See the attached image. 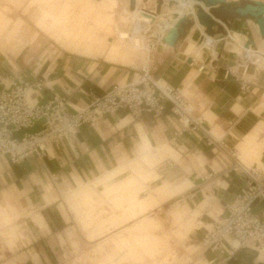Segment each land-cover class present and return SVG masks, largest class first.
<instances>
[{
  "label": "clouds",
  "instance_id": "obj_1",
  "mask_svg": "<svg viewBox=\"0 0 264 264\" xmlns=\"http://www.w3.org/2000/svg\"><path fill=\"white\" fill-rule=\"evenodd\" d=\"M117 7L0 0V264H228L244 248L264 253V212L253 207L264 199V97L227 106L198 76L155 79L159 40L122 39ZM61 67L75 74L53 81ZM85 82L105 89L103 102L79 96ZM38 123L43 132L27 131Z\"/></svg>",
  "mask_w": 264,
  "mask_h": 264
},
{
  "label": "crops",
  "instance_id": "obj_2",
  "mask_svg": "<svg viewBox=\"0 0 264 264\" xmlns=\"http://www.w3.org/2000/svg\"><path fill=\"white\" fill-rule=\"evenodd\" d=\"M226 1L232 3L237 0ZM259 1L264 2V0ZM139 7H153V1L144 5L142 0H139ZM224 7L230 8L233 5ZM170 11L171 9L164 8L157 21L163 22L165 25L166 22L179 17V13L172 12L175 17L171 18ZM125 15L134 16L137 26L150 23L148 19H144L140 15H131L130 13L129 15L125 13ZM202 32L203 30L198 26L193 30L191 28L186 30V36L180 39L176 45L179 52L167 51L166 49L169 47L162 43L163 45H160L154 54L156 71L153 73V77L165 81L170 79L178 83L185 76L195 75L198 76L199 81L204 84L208 91L213 92L227 106H238L241 103V98L248 102V97H252L251 106H259L262 97H264V86H262L264 85V41L260 39L257 27L252 22L234 20L232 32L237 33L239 37H232L231 42L228 43L227 37L215 36L206 49H198L197 41ZM119 34L123 33L119 32ZM186 37L188 38L183 44L182 42ZM247 37L254 41V46L251 47L252 51L244 53L239 44L246 41ZM235 55L238 59L234 58ZM176 56L179 57L178 60L175 59ZM188 60L191 61L190 64L187 63ZM65 72L75 74L73 68L61 67L55 70L52 77L53 81L66 79ZM246 82L249 83L250 89L249 94L244 97L240 87ZM105 92V89L99 87L98 83L85 82L81 85L79 96L92 102L93 98H101ZM254 92L255 95L253 96ZM170 109V105H165L166 113L171 114ZM117 115L122 116L123 112L120 111ZM105 118L109 117L106 116ZM254 123V120L246 121L245 127H250ZM40 128L39 123L28 132L35 134L40 131ZM235 186L236 190H241L244 188V182L236 179ZM254 209L264 212V203H256ZM261 261L262 258L255 251L241 249L233 255L228 264H262Z\"/></svg>",
  "mask_w": 264,
  "mask_h": 264
},
{
  "label": "water",
  "instance_id": "obj_3",
  "mask_svg": "<svg viewBox=\"0 0 264 264\" xmlns=\"http://www.w3.org/2000/svg\"><path fill=\"white\" fill-rule=\"evenodd\" d=\"M135 1L129 0V8L135 9ZM169 4L173 3V0H167ZM197 3L204 5L207 12L202 7L195 6V16L197 24L204 28L203 32L206 36L214 38L215 36L227 37L228 31H232V23L234 20L247 21L251 20L257 26L258 34L261 39H264V2L255 0H237L229 3L225 0H193ZM155 13L160 14L163 0H156ZM233 5V7L226 8L224 6ZM145 15L153 16L152 13L143 11ZM183 15L177 17L174 24L165 32L163 36V44L168 47H173L169 41L174 42L177 45L180 39L186 36V30L190 29L194 25V21ZM166 38V39H164ZM203 41L202 35H200L197 43ZM254 46V41L247 37L246 42L243 45L247 50ZM234 58H236L234 56ZM191 63L190 60L187 61Z\"/></svg>",
  "mask_w": 264,
  "mask_h": 264
},
{
  "label": "bare ground",
  "instance_id": "obj_4",
  "mask_svg": "<svg viewBox=\"0 0 264 264\" xmlns=\"http://www.w3.org/2000/svg\"><path fill=\"white\" fill-rule=\"evenodd\" d=\"M150 1H153V7H150V8L142 7L141 8V7H139V0H136L135 1V9L131 10L129 8V0H118V5L123 9L122 14L124 16L128 17L127 15H125V13H128V15H129V13L131 15H140V17H142V18L148 19L150 24H151V26L148 27L147 29L144 27L143 28L133 27L132 29L127 30L126 32H123V34H119V36L122 39H127L129 37L137 38V40H140L143 44L147 45V43H148L147 35L149 34V31H150L151 35H156V34L162 35L163 33L165 34V32L174 24L176 18L173 19L174 20L173 22H170V21L168 23L166 22L165 25L163 24V22L157 21L164 8L171 9L169 14L173 15L172 12L179 13L180 14L179 17L183 16V15H185V16L191 15V17H192L191 19L194 21V25L191 27V30H193V28H195L196 26H198L199 28L204 30V28L202 26L197 24V19L195 16V12H196L195 6L202 7L205 12L208 11V9H206L203 4L197 3L193 0H173V3L169 4V1L163 0V5L161 6L160 14L157 15V13H155L156 4H155L154 0H142L144 5H147ZM255 1H258V0H255ZM143 11H147V12H150L152 14H155V16H148L147 17V15H145L143 13ZM248 22L253 23V21H251V20H247V23ZM153 23H154V26H153ZM234 36L239 37L237 33H233L232 31H228V36L226 38V40H228V43L231 42V40H232L231 38ZM202 37H203V41L200 44L197 43L198 49H206L207 45L214 40V38L206 36L204 34V32H202ZM187 38L188 37H186L183 40V42H182L183 44ZM261 40L264 41V39H261ZM245 42L246 41L239 44V46H241V48L243 49L244 53L252 51V48H248L247 50L244 49L243 45L245 44ZM235 57H236V59H238V57L236 55H235ZM259 257H261L262 261H263L264 260V253L261 252Z\"/></svg>",
  "mask_w": 264,
  "mask_h": 264
},
{
  "label": "built area",
  "instance_id": "obj_5",
  "mask_svg": "<svg viewBox=\"0 0 264 264\" xmlns=\"http://www.w3.org/2000/svg\"><path fill=\"white\" fill-rule=\"evenodd\" d=\"M154 2H156V0H154ZM152 15L155 16V14H152ZM190 17H191V15L187 16V18H190ZM173 21H174V20H172V21H170V22H173ZM163 36H164V33H163L162 35H161V34H160V35H159V34L151 35V33H150V31H149V34L147 35V38H148V39H147V41H148L147 46L151 47L153 44H156L157 41L159 40V45L156 47V51H157L158 47H159L160 45H162V43H163V41H162ZM156 51H155V52H156ZM229 69H230V68H229ZM249 89H250V85H249V83H248V82L243 83V84L241 85V87H240V91H241L242 96H244V97L247 96V95L249 94ZM105 95H106V92H105V94H104L101 98H93L92 101H93V100H98V101L103 102ZM120 111H122V110H121V109H117V113L120 112ZM38 124H39V123H38ZM40 125H41V128H40V131H39L38 133H41V132L44 131L43 124L40 123ZM29 130H31V129H29ZM29 130H27V131H29ZM38 133H35V134H38ZM256 203H264V199L257 198V200L254 201L253 207H254V205H255ZM244 249H248V250L255 251V252L257 253V255L260 256L261 251L258 250V249H250V248H244ZM261 263L264 264V260L261 261Z\"/></svg>",
  "mask_w": 264,
  "mask_h": 264
},
{
  "label": "rangeland",
  "instance_id": "obj_6",
  "mask_svg": "<svg viewBox=\"0 0 264 264\" xmlns=\"http://www.w3.org/2000/svg\"><path fill=\"white\" fill-rule=\"evenodd\" d=\"M115 2L118 6L116 9V18H117V22H118L119 32H121V33L126 32L127 30H130L133 27H137V28H143L144 27L147 29L148 27L151 26L150 23H146V24H142L140 26H137L135 17L134 16H128V17L124 16L122 14L123 9L118 5V1L115 0ZM174 17H175V15H171V18H174ZM20 19L26 20V18H24V17H21ZM3 21H4V15H3V12L0 11V24H2ZM153 26H154V23H153ZM247 31H248V29H247Z\"/></svg>",
  "mask_w": 264,
  "mask_h": 264
}]
</instances>
